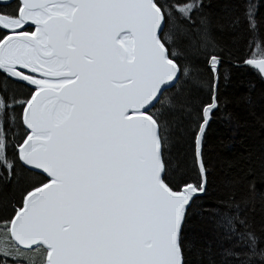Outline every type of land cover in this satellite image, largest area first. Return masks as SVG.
<instances>
[{"label":"snow or ice","instance_id":"6c2138e0","mask_svg":"<svg viewBox=\"0 0 264 264\" xmlns=\"http://www.w3.org/2000/svg\"><path fill=\"white\" fill-rule=\"evenodd\" d=\"M0 264H264V0H0Z\"/></svg>","mask_w":264,"mask_h":264},{"label":"water","instance_id":"95a60500","mask_svg":"<svg viewBox=\"0 0 264 264\" xmlns=\"http://www.w3.org/2000/svg\"><path fill=\"white\" fill-rule=\"evenodd\" d=\"M114 15L128 17L137 24L142 22V17L139 11L131 8L115 10L114 12L109 13H102L99 16L97 21L98 27L94 34V43L98 50V58L96 64L90 72V81L93 90L99 94L102 103L106 102V96L100 87L103 83V80L107 75L120 70V65L118 62V50H113L111 47L107 46L103 40V29ZM47 159H50L48 154L41 153L37 155L38 163Z\"/></svg>","mask_w":264,"mask_h":264},{"label":"trees","instance_id":"16d2710c","mask_svg":"<svg viewBox=\"0 0 264 264\" xmlns=\"http://www.w3.org/2000/svg\"><path fill=\"white\" fill-rule=\"evenodd\" d=\"M233 127L238 128L239 131H232L222 138V142L213 145L212 164L217 174L228 173L242 160H247L254 151L253 139L245 130V122L241 121L238 126L233 125Z\"/></svg>","mask_w":264,"mask_h":264},{"label":"bare ground","instance_id":"6f19581e","mask_svg":"<svg viewBox=\"0 0 264 264\" xmlns=\"http://www.w3.org/2000/svg\"><path fill=\"white\" fill-rule=\"evenodd\" d=\"M120 51H122V49L121 50H118V52H120Z\"/></svg>","mask_w":264,"mask_h":264}]
</instances>
